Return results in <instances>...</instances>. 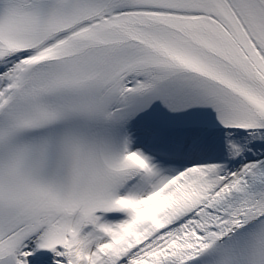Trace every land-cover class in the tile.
Returning <instances> with one entry per match:
<instances>
[{
    "label": "snow or ice",
    "instance_id": "snow-or-ice-1",
    "mask_svg": "<svg viewBox=\"0 0 264 264\" xmlns=\"http://www.w3.org/2000/svg\"><path fill=\"white\" fill-rule=\"evenodd\" d=\"M0 264H264V0H0Z\"/></svg>",
    "mask_w": 264,
    "mask_h": 264
}]
</instances>
